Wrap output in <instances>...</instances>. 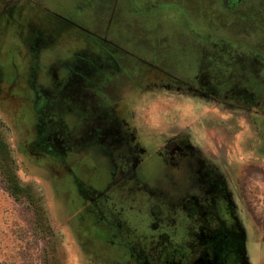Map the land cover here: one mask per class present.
<instances>
[{
  "label": "rangeland",
  "instance_id": "rangeland-1",
  "mask_svg": "<svg viewBox=\"0 0 264 264\" xmlns=\"http://www.w3.org/2000/svg\"><path fill=\"white\" fill-rule=\"evenodd\" d=\"M244 1L249 8L238 15L206 1V19L201 4L197 19L179 0H0V264H151L141 254L150 234L174 225L171 236L183 237L186 221L171 219L175 201L202 190L175 172L179 153L142 154L137 179L158 193L127 201L123 183L108 190L111 152L82 130L90 122L94 129L97 117L105 124L98 127H109L108 117L126 121L145 145L189 135L227 180L247 264H264V124L254 130L198 92L157 86L167 73L189 81L206 73L211 95L241 89L263 123L264 1ZM177 37H189L193 60L180 73L171 63L176 50L162 45ZM248 54H258L262 68L250 67ZM236 55L239 62L230 59ZM38 92L47 102L39 122ZM51 120L63 127L58 138L46 134ZM199 175L193 168L191 181ZM132 207L143 214L133 218Z\"/></svg>",
  "mask_w": 264,
  "mask_h": 264
},
{
  "label": "flooded vegetation",
  "instance_id": "flooded-vegetation-1",
  "mask_svg": "<svg viewBox=\"0 0 264 264\" xmlns=\"http://www.w3.org/2000/svg\"><path fill=\"white\" fill-rule=\"evenodd\" d=\"M206 1L211 0H179V4L183 9L191 13L190 16L198 19L197 15L202 16V14L198 13V8L201 5L204 6L202 7L204 9L203 17H206ZM212 1L213 3L211 6L215 9H220L221 6H224L223 3L228 4V9L232 10L231 14H237V10L241 7L249 8V6H246V2L244 0ZM254 1L255 0H252V2ZM195 11L197 12L196 14L194 13ZM214 15L216 16V14ZM218 21L220 25L221 23L223 24L222 21ZM204 26L206 25L204 24ZM252 40H254V38H252ZM255 40H257V36H255ZM172 42L173 43H167L163 41L162 45H172L176 50L173 52L171 63L177 72L180 73L183 69H188V67L192 66L191 62L193 60L190 59L188 51L184 46L185 44L189 43V37H181V40L177 37L175 40H172ZM251 43L254 42L251 41ZM243 44L249 47L253 46L247 42H244ZM116 48L117 46L115 49ZM248 55H250L249 59L251 60V64L249 65L250 67L254 66V68H257L261 66L262 68V59L259 58L260 56H258V54ZM230 59H235L236 62H239L240 57L236 55ZM158 72H161V70ZM175 74H165L170 78L165 79V84L158 83L157 86L160 88L161 86L162 88L173 87L177 92H183L184 95L198 92L201 94V96L206 98V102H211L216 106L218 105L222 107L228 112L229 115L238 114L239 116L243 117L248 124L251 123L254 126V130L258 131L260 128L258 125L264 124V121H262L263 123L260 122L262 116H260L261 114L254 109L255 107L253 102H251L250 97L248 96V98L241 89L239 90L237 88H233L232 90L223 91L219 94L215 92L217 95H211L212 91L209 89V87L208 89L206 87L209 85L207 80L208 75H206V73L196 76V78L191 81ZM155 75L158 77L163 76L160 74ZM162 82H164V80ZM36 97L37 100L33 106V109L34 114H36L35 119L37 122H39L40 119H42L41 117L44 113L43 109L47 106V102L42 96H40L39 92L36 94ZM96 107L97 110L102 108V106L99 104ZM101 119L103 118L97 117L96 120H94V129L92 128V123L90 122L86 123L82 130L92 131V137L94 138V140L91 139L92 146L95 145L101 149L105 147L111 152L112 180L107 183V186H110L108 190H114V185H120L119 183H123L121 187L128 188L125 199L130 201V199L133 198L132 202L135 204L138 202L142 203L143 200H145L144 195L146 196V193L157 195L156 193L158 192L153 191L155 192L153 194L152 192L148 191V189H156V187H151L145 182L139 181L137 179V167H140L141 163L148 158L145 157L142 159L141 155L144 153H149L150 155L158 158L168 156L169 153H175L176 151L179 153L178 156L180 157L182 163H180V160L175 161V163H177L176 165L173 164L175 167V172L179 176L186 178L185 181L190 190H202L201 197L197 198L192 196L193 194H185L177 198L175 201V205H179V207L177 210H174L171 219H173L172 221L174 222L175 219H183L186 221V223L182 225L185 231L183 237H181V235L177 236L180 237V239L175 240V237L171 236V234L176 236V231H178V228L174 225L171 230L168 228H166V230H160L159 233L155 235V237L154 235L150 234V237H152L153 240L150 238L149 247L146 246L141 251V254L145 256L146 260H148V263L247 264L246 256L244 254V243L241 239L242 229L240 228V223L237 220L238 218H236L234 215L236 212L231 207L233 203L227 190V180L216 166H213L206 161V152L203 153V151L195 148L194 142L191 140L189 135L186 133H183L182 135L170 133V135L166 137L161 136L159 139L154 138V140H150L149 138L146 140V145L148 148H144L142 147L143 145L146 146L144 139H142V141L144 140L143 142H135L134 132H131L133 130V126L128 128L130 131H125L127 124L126 121L122 122L123 124H120V122L116 121L114 117H108L109 121L107 124L109 127H98L100 124L105 125L104 123L100 122ZM48 124L47 129H49L51 132L47 130L46 134H48V136L58 138L59 133H62L63 131V127H56L55 124H57V122H55V120H51V122ZM121 126H124V128L121 129ZM256 133L257 132H255V136L251 138L253 143L256 141V137L259 135V133ZM85 140L86 139H83V141ZM149 140L152 147L148 146ZM159 140H161V144L158 143L157 145ZM173 160L176 159H172V163ZM159 163H161V161ZM193 168L198 172V174H200L199 176L201 181H199V179H197L198 182L194 180L191 181L190 173L193 171ZM116 176L118 179L115 180ZM125 185L128 186L126 187ZM205 190L206 195L204 194ZM210 191L212 193H210ZM207 194H211V196L208 197ZM129 195L130 197H128ZM138 196H141L142 199L139 200ZM108 199L111 201L112 197L109 196ZM162 199L167 201L166 197H162ZM162 199L155 197V201L157 200L162 202ZM217 202L221 205L220 208L216 207ZM172 205L174 207V203H172ZM132 208L135 209L136 207ZM132 208L128 213L132 214ZM135 210L136 212H133L134 214H132L133 218L136 215L139 216L143 214L140 207L136 208ZM117 216L118 220H124V217L120 218L119 214ZM167 230H169L170 233H168Z\"/></svg>",
  "mask_w": 264,
  "mask_h": 264
}]
</instances>
